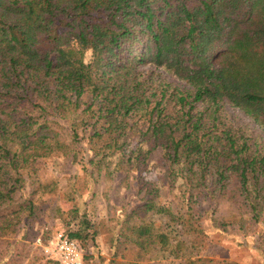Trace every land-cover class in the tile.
Wrapping results in <instances>:
<instances>
[{
    "label": "trees",
    "instance_id": "trees-1",
    "mask_svg": "<svg viewBox=\"0 0 264 264\" xmlns=\"http://www.w3.org/2000/svg\"><path fill=\"white\" fill-rule=\"evenodd\" d=\"M60 160L72 199L140 184L113 228L89 209L65 222L84 261L105 236L110 264H240L207 253L208 226L264 256V0H0V263L29 230L52 237L39 162Z\"/></svg>",
    "mask_w": 264,
    "mask_h": 264
},
{
    "label": "rangeland",
    "instance_id": "rangeland-1",
    "mask_svg": "<svg viewBox=\"0 0 264 264\" xmlns=\"http://www.w3.org/2000/svg\"><path fill=\"white\" fill-rule=\"evenodd\" d=\"M146 68L151 69L154 66L148 65ZM162 71L165 76L179 83L181 86H185V82L175 78L170 72L164 69H158ZM232 113L236 114L238 120L243 123L249 124L254 129H261L252 118L248 117L243 111L238 110L237 113L233 109L227 107ZM39 166L42 167V177L46 181L57 180V192L48 195V208L51 213L48 215L49 220L46 222L49 227L48 231H51L52 237L56 233H64L65 222L72 217L80 216L86 209L92 211L95 217L109 219L107 223L111 225V228L116 224V218L122 217L125 212L131 211L136 204L142 202V193H139L140 184L138 180L133 179L130 175H123L115 180L105 181L104 184H97L93 189L98 192L94 195L92 192H86L83 196L78 194L75 199L70 196V187L77 183L73 178L77 172V167L67 162L66 160H60L57 162H50L45 165L43 162H39ZM147 187L153 188L157 184V177L154 172L145 174ZM143 185V184H142ZM145 189V187L143 186ZM78 220V219H77ZM43 224V223H42ZM209 230V240L206 247L207 253L217 259H228L238 262L240 264H264V256L256 248V236L249 234L248 236H230L226 232L217 229ZM40 233L35 230H29L26 234V245L21 251L22 256L16 257L15 264H44L46 254L44 253V245L46 240L39 242ZM99 239L101 245L96 247L92 246L91 238L88 236L84 240L85 244L90 246L91 250H88L89 257L83 264H110L109 260L111 255L106 247L107 237ZM19 238V235L16 236ZM25 238V236H21ZM46 242V243H45ZM20 255V254H19ZM18 255V256H19ZM14 261V262H15ZM14 262L8 263L13 264ZM3 264V263H0ZM164 264V263H163Z\"/></svg>",
    "mask_w": 264,
    "mask_h": 264
},
{
    "label": "built area",
    "instance_id": "built-area-1",
    "mask_svg": "<svg viewBox=\"0 0 264 264\" xmlns=\"http://www.w3.org/2000/svg\"><path fill=\"white\" fill-rule=\"evenodd\" d=\"M44 253L48 257L58 258L61 264H83V250L76 239L65 233H56L44 245Z\"/></svg>",
    "mask_w": 264,
    "mask_h": 264
}]
</instances>
